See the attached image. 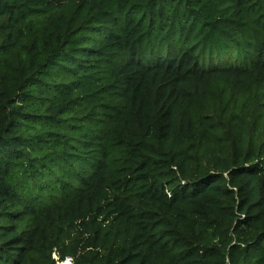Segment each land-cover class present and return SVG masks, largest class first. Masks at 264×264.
Masks as SVG:
<instances>
[{
	"label": "trees",
	"instance_id": "16d2710c",
	"mask_svg": "<svg viewBox=\"0 0 264 264\" xmlns=\"http://www.w3.org/2000/svg\"><path fill=\"white\" fill-rule=\"evenodd\" d=\"M264 264V0H0V264Z\"/></svg>",
	"mask_w": 264,
	"mask_h": 264
},
{
	"label": "built area",
	"instance_id": "2783aa9c",
	"mask_svg": "<svg viewBox=\"0 0 264 264\" xmlns=\"http://www.w3.org/2000/svg\"><path fill=\"white\" fill-rule=\"evenodd\" d=\"M70 262V264H72V262H71V260L70 259H68L65 263H63V264H67V263H69Z\"/></svg>",
	"mask_w": 264,
	"mask_h": 264
},
{
	"label": "rangeland",
	"instance_id": "374dc122",
	"mask_svg": "<svg viewBox=\"0 0 264 264\" xmlns=\"http://www.w3.org/2000/svg\"><path fill=\"white\" fill-rule=\"evenodd\" d=\"M66 261H67V260H66ZM66 261H65V262H66ZM65 262H64V263H65ZM67 264H70V262H69V263H67Z\"/></svg>",
	"mask_w": 264,
	"mask_h": 264
}]
</instances>
